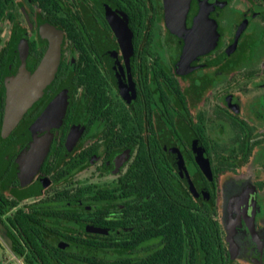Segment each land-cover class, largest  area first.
<instances>
[{
	"label": "flooded vegetation",
	"instance_id": "1",
	"mask_svg": "<svg viewBox=\"0 0 264 264\" xmlns=\"http://www.w3.org/2000/svg\"><path fill=\"white\" fill-rule=\"evenodd\" d=\"M0 264H264V0H0Z\"/></svg>",
	"mask_w": 264,
	"mask_h": 264
},
{
	"label": "water",
	"instance_id": "2",
	"mask_svg": "<svg viewBox=\"0 0 264 264\" xmlns=\"http://www.w3.org/2000/svg\"><path fill=\"white\" fill-rule=\"evenodd\" d=\"M177 31V29H173ZM59 60V39L52 35L50 45L37 69L32 73L20 72L4 74L5 122L4 128L13 126L23 112L41 94L42 87L48 83L56 70Z\"/></svg>",
	"mask_w": 264,
	"mask_h": 264
}]
</instances>
